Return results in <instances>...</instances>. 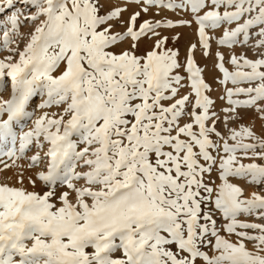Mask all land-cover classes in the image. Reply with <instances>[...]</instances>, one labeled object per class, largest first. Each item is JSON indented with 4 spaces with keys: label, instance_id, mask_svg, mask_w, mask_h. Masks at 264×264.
Segmentation results:
<instances>
[{
    "label": "snow or ice",
    "instance_id": "1",
    "mask_svg": "<svg viewBox=\"0 0 264 264\" xmlns=\"http://www.w3.org/2000/svg\"><path fill=\"white\" fill-rule=\"evenodd\" d=\"M5 12L0 172L17 171L0 180V264H264V0H2ZM21 19L36 25L22 49ZM193 25L182 60L161 30Z\"/></svg>",
    "mask_w": 264,
    "mask_h": 264
},
{
    "label": "rangeland",
    "instance_id": "2",
    "mask_svg": "<svg viewBox=\"0 0 264 264\" xmlns=\"http://www.w3.org/2000/svg\"><path fill=\"white\" fill-rule=\"evenodd\" d=\"M0 3H2V0H0ZM153 11H155V10H153ZM11 15H12L11 12H5L2 16H0V23L6 22ZM155 18L156 19L167 18V19H171L173 21H178L181 19H188L189 16L185 15L183 13L177 14V13H172V12H161L160 16H157ZM35 26H36L35 24H29L27 21H24L23 19H21V24L19 27V32H20L19 43H20L21 49L23 48L24 44L27 42V39H28L29 35L31 34V32L34 30ZM0 31H2V29H0ZM161 33H162V35H166L169 37H172L175 35L180 36L179 41L175 44H173L171 42V39H170L168 44H167V47L173 48L174 50L179 49L180 56H181L182 60L187 53L188 47L193 43L198 44V37L195 34V25H193L191 28L180 27V28H176L174 30H161ZM13 46H15V45H13ZM140 47H141V54H142L143 51L147 50L150 47V42H143V43H141ZM201 53H202V49H200L198 46L197 49L195 50V58H196L197 63L199 64V66L206 68L205 77L208 80V82L210 84H212V86H213L212 97H213V99L217 100L216 110L219 111L220 108L223 106V101H220L219 99H217V97L222 95L223 88L214 82L213 78H214V76L217 75V73L213 68V60L212 59L205 60L202 57ZM5 55H7L6 52H0V59H3V57ZM207 73H208V75H207ZM187 91H188L187 89H183L182 94H186ZM8 95H9L8 92L3 93V97L5 99L8 98ZM39 98L40 97L35 98L34 103L32 105L33 109H35L36 105H38V99ZM45 111H58V109H55V108L46 109ZM39 112H40V110H36V113H35L36 116L38 115ZM249 116H251V114H249ZM256 124H257V128H259L260 122L256 121ZM29 155H31V153H29ZM17 163L18 164H26V161H18ZM13 170L17 171V169H15V168H13ZM25 173L27 175L31 174V172L27 169H25ZM241 186L244 187L246 196L249 195L253 191H258V189L255 186H249L246 184H242ZM37 190L39 191L40 188L38 187Z\"/></svg>",
    "mask_w": 264,
    "mask_h": 264
},
{
    "label": "bare ground",
    "instance_id": "3",
    "mask_svg": "<svg viewBox=\"0 0 264 264\" xmlns=\"http://www.w3.org/2000/svg\"><path fill=\"white\" fill-rule=\"evenodd\" d=\"M208 75V73H207ZM41 102V98L38 99V104ZM41 114V112L38 113L37 116H39ZM15 170L11 169V170H6L5 172H0V180H4L6 176H13ZM25 176L27 177L28 175L25 173ZM14 182V181H13ZM25 185L27 187H29V189L31 190V186L28 185L27 183V179L25 180Z\"/></svg>",
    "mask_w": 264,
    "mask_h": 264
}]
</instances>
